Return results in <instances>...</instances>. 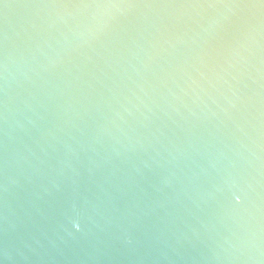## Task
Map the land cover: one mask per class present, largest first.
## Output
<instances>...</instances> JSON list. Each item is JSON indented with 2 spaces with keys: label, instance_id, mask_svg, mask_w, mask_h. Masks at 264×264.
<instances>
[{
  "label": "water",
  "instance_id": "1",
  "mask_svg": "<svg viewBox=\"0 0 264 264\" xmlns=\"http://www.w3.org/2000/svg\"><path fill=\"white\" fill-rule=\"evenodd\" d=\"M0 264H264V0H0Z\"/></svg>",
  "mask_w": 264,
  "mask_h": 264
}]
</instances>
